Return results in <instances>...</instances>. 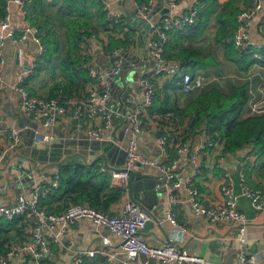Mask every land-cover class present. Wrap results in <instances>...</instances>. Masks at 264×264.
Listing matches in <instances>:
<instances>
[{
	"label": "crops",
	"instance_id": "1",
	"mask_svg": "<svg viewBox=\"0 0 264 264\" xmlns=\"http://www.w3.org/2000/svg\"><path fill=\"white\" fill-rule=\"evenodd\" d=\"M112 8L117 9L122 14V22L119 25L108 24L106 26L97 25V33L93 34L89 39V63H94L96 69L100 72L108 70V60L104 53L107 45L128 38L129 46L112 44L111 47L119 48L122 51L121 69L117 74H110L111 99L109 102L113 110L119 111L121 115L113 116L114 123V139L115 143H109L105 147V151L109 153V166L119 168L125 158L123 144L125 143V133L123 125L126 122L125 116L136 107L141 100V93L134 88L137 77L145 74L149 76L155 83L162 85L170 78H162L153 73V63L149 58L146 45V37L148 38L149 29L144 28L140 23V14L133 8V2L128 0H107ZM231 0H218L219 5ZM238 6L239 10L250 7L251 0H232ZM192 0H178L176 7L172 10V14L177 16L187 11ZM154 14L153 18L159 19L166 14L168 10L164 6V0H153ZM262 13L260 16L252 17L246 23L248 30L251 32L253 39L261 37L259 25L264 21V0H262ZM12 23L16 27V36L20 33L21 28L29 24L25 20L24 14H21L19 5L10 4L7 8ZM7 13V12H6ZM2 19V17H0ZM94 21V20H93ZM217 29L215 15L209 19L207 28L195 40L183 41V46H192L194 49L208 53V58L212 55L213 62L203 61L205 67L197 68L195 73L204 72L208 76V83L204 89L219 77H211L214 72L222 71V69L230 70L229 82L230 90L221 91L230 94L234 86L247 81L250 85V74L253 80H259L256 88L262 86L264 88V66L254 62L247 72L238 69V66L225 56L224 47L217 43L214 39ZM112 37V42H109ZM168 37V35H167ZM170 35L168 37V41ZM36 43L31 37L19 43H11L6 40L0 45V117L3 119V125L6 128H21L22 141L20 145L7 153L4 164L0 167V199L7 204H12L15 198L27 193L31 188L39 186L41 183L49 179L50 174L56 171L54 163L57 156L63 158L66 152L53 148V152L48 154L42 152L47 144H41L33 137L36 127L47 135H52L53 140L60 138L84 135L86 129L93 126L96 121L87 116H82L79 120L72 117V104H68L67 115L58 117L54 125L47 129H42L40 125V117L38 113H23L18 109V93L13 88L14 82L18 79L20 72L25 68L26 60L31 59V54L36 52ZM117 46V47H116ZM182 46V45H181ZM180 45H165V56L168 60L180 62L177 55L181 52ZM252 46L253 45H248ZM124 47V48H123ZM256 48V47H254ZM186 54V51H183ZM180 65V63H179ZM191 66V58L181 67V72H189ZM190 73V72H189ZM46 75L40 70L39 75L26 87L36 89L35 96L45 95L47 88L42 82V78ZM50 75V74H49ZM59 76V75H58ZM49 77V76H48ZM211 77L212 79H210ZM218 81L210 84L209 87H215ZM227 86V85H226ZM208 87V88H209ZM255 87V86H254ZM203 89V90H204ZM200 91L185 93L178 91L179 106L184 107L185 99ZM29 91V90H28ZM248 94V87H247ZM248 99V98H247ZM247 104V103H246ZM247 106L242 112L243 115H251L248 113ZM254 115V114H252ZM170 116L146 115L144 117L145 132L140 139V153L148 159L157 161H170L176 155V144L169 139V144L165 152L159 150L156 138L161 129L171 133L177 137L183 135L182 128L186 125L183 121L170 120ZM92 120V122H91ZM206 137L205 132H199L191 140V147L198 148L200 143ZM40 144V145H39ZM169 147V148H168ZM58 149V153L55 152ZM66 149V148H65ZM169 149H174V153H169ZM81 160H85L82 156H77ZM202 161L198 169L194 172L183 157L174 170L177 180H185L189 176L198 187L199 198L205 204H219L222 201L220 187L223 182V173L228 172L234 180V191L237 194V207L242 211L247 221L244 223H232L227 221H215L210 223L205 217L193 213L189 203L185 201V193L182 188L173 189L175 196V204L173 205V216L179 225L187 228L179 245L185 248L189 253H195L210 258L218 262H226L230 264H240V254L245 253L247 256L264 257V210L256 209L252 200L240 194L239 179L241 174L244 175L247 184L261 191L264 197V154L258 153L254 149L253 144H246L236 150L227 151L224 149V143L221 139L214 140L212 147H206L201 150ZM68 157V156H67ZM66 157V158H67ZM65 159V158H64ZM170 159V160H169ZM87 160V159H86ZM101 164L103 161L100 159ZM36 163V164H35ZM29 170V171H27ZM139 171L138 179L130 185L129 193H124L119 201L111 205L112 213H119L127 196L133 197L139 203L144 205L149 213L150 219L140 230L141 238L148 244L158 245L170 242V232L173 229L172 224L165 218V209L167 206V191L164 189L155 190L154 184L159 179V173L153 168L147 169V172ZM111 186L116 185L111 181ZM26 216V215H25ZM29 223L24 227L26 238L31 237L32 220L26 216ZM209 233L207 238L205 235ZM104 234L111 237L107 229L96 226L91 220L86 218L78 219L74 224L70 225L61 237L62 241L72 240L73 249L78 252L82 249L93 247L99 242V235ZM30 235V236H29ZM44 236L49 240L51 235L45 231ZM28 238V239H29ZM244 238L245 242L241 243L240 239ZM16 242L15 240H12ZM18 243V242H17ZM51 243L53 253L41 259L42 264H74V254L70 251L58 246L57 243ZM100 259V256L96 257ZM94 260V259H93ZM93 260L85 259L82 264H91ZM145 260L143 256L137 258V262L141 263ZM9 264H35L34 261L25 256L24 258H15ZM147 264H159L157 261H148Z\"/></svg>",
	"mask_w": 264,
	"mask_h": 264
},
{
	"label": "built area",
	"instance_id": "2",
	"mask_svg": "<svg viewBox=\"0 0 264 264\" xmlns=\"http://www.w3.org/2000/svg\"><path fill=\"white\" fill-rule=\"evenodd\" d=\"M108 17L114 21H120L122 14L115 8H112L107 0H100ZM133 2V8L140 14V17L148 24L149 35L146 37V45L149 58L153 63V73L162 78L180 77L178 84L181 91L191 93L200 91L205 88L209 79L203 72L191 74L181 72V67L177 61L168 60L165 57V44L170 29L182 27L191 24L200 9L203 2L201 0H192L187 11L177 16L172 14L178 0H164V6L168 10L166 14L159 19L152 20L154 14L153 0L147 2ZM25 0H7L6 10L10 4L19 5L21 14H24ZM262 0H251L248 8L242 9L236 16L237 27L234 31L232 42L236 49L253 45L256 49L264 46V21L259 25L261 37L253 39L251 32L248 30L246 23L252 17L260 16L262 13ZM154 19V18H153ZM16 27L12 23L10 14H5L0 19V45L6 40L11 43L25 41L29 37L37 44L36 52L31 54V59L26 60L25 68L20 72L13 88L18 93V109L23 113H38L42 129H47L54 125L58 117L66 116L68 104L74 107L71 112L72 117L80 119L87 116L96 121L93 126H89L84 135L89 140L99 142L115 143L113 116L121 115L119 111L113 110L110 105L111 89L110 74H117L121 69L122 51L119 48H113L106 53L105 57L109 61V68L104 72L90 68V76L101 82V88H90L88 96L85 99H68L60 100L55 97H38L31 95L25 86V79L35 66L36 57L42 51V45L35 36L36 28L30 24L24 25L18 36H16ZM257 59L262 56L256 54ZM250 78V77H249ZM134 88L141 93V100L132 109L123 125L125 133V143L123 150L125 158L119 168L107 169L104 166L101 170H108L111 175V181L118 187H122L126 194L129 193V177L134 166L139 163L142 166H149L157 170L159 179L154 184L155 190L164 189L167 191V206L165 209V218L168 220L173 229L170 232V242L153 245L146 243L140 236V230L150 219L148 209L135 200L127 196L123 202L122 210L119 213H104L86 203H72L63 211L51 213L45 211L39 206V200L48 193L50 187H56L59 175L56 171L50 174L49 179L39 186L31 188L27 193L20 194L15 198L12 204H7L0 199V218L11 220L19 215L28 216L33 226L31 237L18 244L11 243L0 253V264H9L15 258L30 257L35 264H42L41 259L51 255L53 248L51 243H57L58 246L74 254V264H82L85 259L93 260L92 264H147L148 261H157L159 264H230L211 260L203 255L189 253L185 248L179 245L181 238L187 231V228L179 225L173 216V205L175 196L173 189L182 186L185 193V201L190 204L192 211L196 215L205 217L210 223L215 221H227L232 223H244L247 221L246 215L237 207V194L234 191L233 177L228 173H223V182L220 187L222 201L219 204H205L199 198L198 187L193 177L189 176L184 181L177 180L174 170L183 157L195 172L200 162L203 160L201 150L206 147H212L214 141L206 136L198 148L193 149L190 145L191 140L187 139L177 145L176 155L170 161H157L148 159L140 153V139L145 132L146 127L141 119L142 114L151 106L156 91L155 82L145 74L137 77ZM69 106V105H68ZM249 114L264 113V88L262 86L254 89L248 85L247 104ZM91 120V122H92ZM21 128L9 127L3 125V119L0 117V167L4 164L7 153L16 149L22 141ZM35 140L41 144H48L53 140L52 135L36 130L33 134ZM156 143L159 150L165 152L169 144L167 134L158 135ZM40 145V144H39ZM240 194L250 198L256 209L264 210V197L261 191L251 188L241 174L239 179ZM86 218L91 220L96 226L108 230V235H99V242L93 246L75 252L72 240L62 241L61 237L65 234L68 227L74 224L78 219ZM47 231L51 235L49 240L44 236ZM241 243L245 242L244 238L240 239ZM100 256V259L96 257ZM143 256L145 260L137 262V258ZM240 264H264V257L247 256L241 253Z\"/></svg>",
	"mask_w": 264,
	"mask_h": 264
},
{
	"label": "trees",
	"instance_id": "3",
	"mask_svg": "<svg viewBox=\"0 0 264 264\" xmlns=\"http://www.w3.org/2000/svg\"><path fill=\"white\" fill-rule=\"evenodd\" d=\"M25 1V20L30 26L36 28L35 36L42 45V51L36 57L35 66L26 77L25 84L28 85L34 81L40 70L48 68L51 83L47 86L45 95L39 97H55L62 101L85 99L90 88L100 89L101 82L91 77L89 73V39L97 33V25L116 26L123 19L117 22L110 19L100 0ZM136 1L147 2L148 0ZM201 1L203 4L191 24L174 27L168 32L170 39L168 41L167 37L165 45H182V50L177 55L180 66L183 67L188 62V58H191V66L188 69L191 74H194L197 68L205 67L206 64L203 61H208V56L200 55L192 46H183V41L195 40L202 35L212 15H215L217 22L214 39L224 47L227 59L233 61L238 69L244 72H247L254 62L264 66V46L260 49L252 46L236 49L233 45L232 37L237 27L236 16L241 11L234 1L231 0L222 5H219L218 0ZM6 2L7 0H0V17H4L7 12ZM49 6L56 7L59 12L63 28L62 37L60 32L52 26L46 11ZM112 40L110 37L109 42ZM113 43L129 46L128 38ZM113 43L107 45L106 50L113 49L111 47ZM58 54H62L59 60H57ZM256 54L261 55L262 59H257ZM53 59L56 61L51 63ZM57 69L60 73L56 72ZM179 78L176 75L162 85L155 83L156 91L151 106L141 116L143 123L146 115L149 117L170 116L171 121L172 119H178L179 123L184 121L186 125L182 128L183 135L175 137L174 134L170 135L163 129L158 133L159 135L167 134L168 139H172L174 144L177 143L176 146L203 131L213 141L221 139L227 151L253 144L258 153L264 154V113L242 114L248 98L247 81L234 86L230 94L221 92L216 87H206L203 91L185 99L184 107H180ZM27 90L31 95L36 92L33 87H27ZM169 153L173 154L174 149H169ZM55 164L59 175L58 184L56 187H50L48 193L39 200V206L47 212L58 213L72 203H86L104 213H112L111 205L119 201L125 193L122 187L111 186L110 172L101 170L103 165L100 160L85 159L83 161L70 154L65 159L60 158ZM27 223L29 221L24 214L11 220L0 218V253L11 243L20 244L28 240L29 237L26 238L23 232Z\"/></svg>",
	"mask_w": 264,
	"mask_h": 264
},
{
	"label": "water",
	"instance_id": "4",
	"mask_svg": "<svg viewBox=\"0 0 264 264\" xmlns=\"http://www.w3.org/2000/svg\"><path fill=\"white\" fill-rule=\"evenodd\" d=\"M152 20H155L152 18ZM140 23L143 25L144 28L148 29V24L147 22H145V20H143L142 18H140ZM108 64V68H109V61L107 62ZM89 67L94 68V63H89L88 64ZM110 69V68H109ZM38 131V127L35 128V131ZM109 143L107 142H99L96 140H89L85 137V135H79L76 138H72V137H67V138H60V139H55V140H51L46 146L45 149L41 150L42 152H48V154H50V152H53V148L55 147H59L60 150L65 151L66 152V156L70 154L73 155H79L82 156L84 159L86 157V159L89 161L91 159L93 160H102L103 161V166L107 169H112L111 166H109V162H108V156L109 153L107 151H105V147L108 145ZM66 148V149H65ZM58 149H55V152L58 153ZM63 157V158H65ZM57 160L54 161V163H56V161H58L60 159L59 156L56 157ZM36 164V163H35ZM140 169H142L141 172H147V169H149V166L145 165L142 166L139 163H137L133 170L130 173V177H129V183L130 185L133 183V181L138 179L139 176V171ZM29 171V170H27ZM147 224V223H146ZM209 235V233H207V235L204 236V238H207Z\"/></svg>",
	"mask_w": 264,
	"mask_h": 264
},
{
	"label": "rangeland",
	"instance_id": "5",
	"mask_svg": "<svg viewBox=\"0 0 264 264\" xmlns=\"http://www.w3.org/2000/svg\"><path fill=\"white\" fill-rule=\"evenodd\" d=\"M46 11H47V13L50 16L52 26L55 27L60 32V35L62 37L63 28H62V25H61V22H60V16H59L58 10L54 6H52V7L49 6V7L46 8ZM196 50L200 53V55L204 56V55L208 54V53L203 54V51H200L198 49H196ZM61 56H62V54H60V55L58 54L57 60H59L61 58ZM207 56H209V55H207ZM209 59H210V61L213 62V56L212 55L209 58L207 57V60H209ZM54 61H56V60L53 59L51 61V63L54 62ZM197 61L199 62V60H197ZM42 72H45L46 75L44 76V78H42V82H40V83H44L46 85V88H47V86L51 83V81L49 80L50 77H48L50 72H49L48 68H43ZM56 72L60 73L59 69H57ZM212 73H214V74L210 75L211 77H213V76L214 77H219L220 76V77L217 80H213V82H211L210 84L218 81L219 84H217L215 86L217 89H219L221 91H226V90H230L231 89L230 82L228 80L229 79L228 76L231 74L230 70L222 69V71H217V72L213 71ZM211 77H209V78L212 79ZM250 79H251V87L254 89V86H255V89H256L257 85L259 84V80L254 81L252 74H250ZM210 84H208L207 88L210 86ZM179 100H182V97H180Z\"/></svg>",
	"mask_w": 264,
	"mask_h": 264
}]
</instances>
